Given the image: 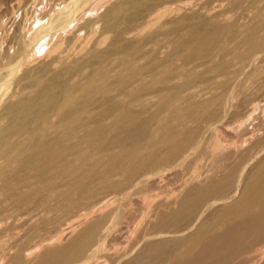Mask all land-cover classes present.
<instances>
[{
  "label": "bare ground",
  "instance_id": "1",
  "mask_svg": "<svg viewBox=\"0 0 264 264\" xmlns=\"http://www.w3.org/2000/svg\"><path fill=\"white\" fill-rule=\"evenodd\" d=\"M4 2L0 107L11 93L0 113V224L23 217L28 243L41 225L58 231L6 264H264V0H215L198 20L162 22L151 33L144 22L141 29L121 24L145 9L154 22L160 5H118L106 22L117 34L110 50H99L104 37L85 61L65 64L64 94L51 100L44 97L59 81L28 98L15 77L39 53L55 66L70 59L67 46L81 44L84 32L94 36L98 21L81 22L102 0H57L45 12L42 0L1 9ZM123 37L136 39L124 48ZM75 73L85 76L72 79ZM25 76L39 84L38 75ZM240 103L232 131L225 118ZM222 128L235 132L226 143ZM191 155L192 164L212 156L214 170L170 190ZM118 239L122 249L108 246Z\"/></svg>",
  "mask_w": 264,
  "mask_h": 264
},
{
  "label": "rangeland",
  "instance_id": "2",
  "mask_svg": "<svg viewBox=\"0 0 264 264\" xmlns=\"http://www.w3.org/2000/svg\"><path fill=\"white\" fill-rule=\"evenodd\" d=\"M5 1H7V0H5ZM11 1V0H10ZM10 1H7L8 3H6V2H4V0H3V4L5 5V6H2V8L1 9H5L6 8V6L8 7H10L11 9H12V7H11V3L12 2H10ZM58 1H60V0H58ZM131 0H102V2H98V4L96 5V7H95V10H93V12H91V14L92 15H90V16H88V17H86L85 18V20H83L81 23H84L83 25H85L86 24V22H90L91 20H97L98 21V23H97V28H96V31H94V36H93V34L92 33H90L87 29H86V31H88L89 33V35H91L93 38H96L95 40H92L93 38L90 36V38H92V39H90L89 38V35L87 34V33H85L84 32V34H86V37H85V35L83 36L84 37V39L82 38V41H81V44H73L72 46L70 45V46H67L68 48V50H70V51H68L67 49V52L70 54V59H67V60H65V61H63V62H60V63H58V64H56V66H55V64L53 63V64H51V62H52V60L51 59H53L51 56H46V54H44L43 53V51L41 50V52L43 53V54H38V58L36 59V60H34L29 66H32V67H29V66H23L22 67V69L18 72V74H17V76L15 77V80H18V79H21V81H22V84L24 85V86H27L26 87V90H25V94H27L28 95V98L30 97V95H31V97L34 95H36L47 83H49V82H52V81H59V87H57L54 91H52L53 93L51 94V93H49L48 95H46V97H44V99H48V100H51V99H56V98H59V97H61V96H63V86H61L60 85V81H62L61 83H65V80H63V78H60L59 76L61 75V73H62V71H60V69H64V65L65 64H71V63H76L77 62V60L78 61H80V62H83V61H85L88 57H89V55H90V52H94L95 50H97V49H95V43L98 41V39H103L104 37L106 38V41L103 43L104 45L102 46H99V50H104V51H109L110 50V48L112 47L111 46V43H112V41H114L115 40V38H117L116 37V35L117 34H115L116 32L115 31H113V30H111L110 29V25H108L109 23H106V22H113V20H110L111 19V17H109V16H111V13L113 12V11H111V10H114V8L117 6L118 7V5H121V4H126V2H127V4L130 2ZM147 2H148V4H149V2L151 3V5H150V8H152L153 6H154V8L153 9H158V5H160L161 6V10H163L164 9V11L162 12V14H163V16H162V14H160L159 16H157V17H160V18H157L156 17V19H154V18H152V20L154 19V20H156V21H151V19L149 20V17L148 16H146V15H148V10L147 9H145V11L147 12V13H145L144 14V12H143V15L141 14L140 16H137V17H135V16H127L124 20H123V25L121 24V30H128V29H132V28H134V26H135V28H137V27H139L138 29H141V26L143 25V23H141V22H144V24L145 25H150V27L147 25V26H145V25H143L142 26V29H144V30H146L145 32H147L148 31V29H149V33H151V32H154V31H156V29L159 27V29H160V26L161 25H163V24H165V23H167V24H169V26H172V25H170V24H175L176 23V21H178V22H180L179 21V19L181 20V21H183V23L185 22V20L186 21H189V20H191V21H194V20H198L200 17H202L204 14H201V13H204L203 11H204V9L205 8H209L210 6H211V4H213V2L215 1H212V0H198V2H197V0H186V2H185V0H180V1H182V2H180L179 0H178V2H177V0H165V3L164 2H162L163 0H161V2H160V0H146ZM159 1V2H158ZM174 1V2H173ZM187 1H188V3H187ZM196 1V2H195ZM211 1H212V3H211ZM51 2L53 3V4H51ZM156 2V4L154 5V3ZM166 2H169L170 3V6L172 5V8L169 6V3H166ZM173 2V3H172ZM210 4H209V3ZM29 3V2H28ZM43 3V4H42ZM55 3H57V0L55 1V0H51V1H49V3L48 2H46V0L44 1V0H42V2H41V4L43 5V9H42V12H45L44 11V9H45V7H46V9L45 10H47L48 8L50 9V7H51V5H52V7H54V5H55ZM59 3V2H58ZM108 3H109V5H108ZM158 3V4H157ZM162 3H164V4H167L166 6L164 5V4H162ZM177 3V4H176ZM180 3V4H179ZM194 3V4H193ZM203 3V4H202ZM2 4V5H3ZM10 4V5H9ZM41 4H40V6H41ZM46 4H47V6H46ZM51 4V5H50ZM126 4V5H127ZM175 4V5H174ZM184 4H187V5H184ZM196 4H197V6L199 7H197L196 6ZM201 4L203 5L202 7H201ZM207 4V5H206ZM26 5H28L29 6V4H26ZM26 5H24V6H22L23 8H25V6ZM49 5V6H48ZM115 5V6H114ZM163 5V6H162ZM183 5V6H182ZM189 5V6H188ZM194 7H193V6ZM205 5L206 6H209V7H205ZM27 6V7H28ZM157 8H156V7ZM174 6V7H173ZM177 6H179V8L177 7ZM185 6H188V8L187 9H189V10H187V9H184V8H186ZM21 7V9H19L20 11H18V13H19V15L21 16L22 15V13H23V8ZM48 7V8H47ZM148 7V6H147ZM169 9H168V8ZM182 9H181V8ZM203 7H204V9H203ZM42 8V7H41ZM110 8V9H109ZM170 8H171V10H170ZM175 8V9H174ZM176 8H178V9H176ZM192 8L194 9V10H196V11H194L193 12V10H192ZM201 8V9H200ZM48 9V10H49ZM152 9V10H153ZM165 9H168L167 11H168V13H167V11L165 10ZM198 9H200L201 11L199 12V10ZM166 11V12H165ZM20 12H22V13H20ZM40 12H41V9H40ZM167 13V16L165 15V13ZM181 13V15H180V13ZM200 13V15L199 14H196V13ZM188 13H190V14H188ZM196 14V15H194V14ZM188 16H187V15ZM165 15V16H164ZM179 15V16H178ZM186 15V17L185 18H183L184 16ZM189 15L191 16V15H193V16H191V17H189ZM20 16H18L17 17V19L20 17ZM142 16H144V17H142ZM146 16V17H145ZM169 16V17H168ZM180 16H182V19L181 18H179ZM195 16H197L198 17V19H197V17L195 18ZM108 17V18H107ZM189 19H188V18ZM193 17V18H192ZM98 18V19H97ZM115 18V17H114ZM129 18V19H128ZM145 18H147L146 20L148 21L149 20V22L150 23H148L146 20H145ZM176 18H178L177 20H174V19H176ZM195 18V19H194ZM90 21H89V20ZM103 19H105V20H103ZM140 19V20H139ZM158 19V20H157ZM160 19H161V21H160ZM100 20V21H99ZM168 20H170V23L169 22H167ZM171 20H173V21H171ZM138 21V22H137ZM163 22V24H161L160 26L158 25V24H160V23H162ZM173 22V23H172ZM103 23V24H102ZM139 23V24H138ZM152 23V24H151ZM102 24V25H101ZM142 24V25H141ZM154 24H155V26H154ZM158 26H157V25ZM173 24V25H174ZM137 25V26H136ZM124 26L126 27V28H124ZM154 26V27H153ZM128 27H130V28H128ZM152 27V28H151ZM102 28V29H101ZM148 28V29H147ZM154 28V29H153ZM105 29V30H104ZM110 29V30H109ZM151 30V31H150ZM152 30H154V31H152ZM158 30V29H157ZM85 31V30H84ZM98 31V32H97ZM101 33V34H100ZM113 33V34H112ZM148 33V32H147ZM67 37H69V35H67ZM87 37H88V39H90V40H88L87 39ZM98 37V38H97ZM86 38V39H85ZM110 38V39H109ZM134 39V40H133ZM135 39L136 38H133V37H123V38H121L120 39V41L118 42V44L120 45V46H122V47H124V48H126V46H130L131 45V43L132 42H134L135 41ZM89 42H88V41ZM92 40V41H91ZM88 43H90V44H88ZM94 41V42H93ZM78 43H80V42H78ZM86 43V44H85ZM129 43V44H128ZM93 45V46H92ZM93 47V48H92ZM74 48H75V50H74ZM78 48V49H77ZM82 48V49H81ZM109 48V49H108ZM72 50V51H71ZM82 50V51H81ZM73 53H74V55H73ZM75 53H77L76 55H78L79 53L81 54H79L78 55V57H76V55H75ZM72 54V55H71ZM84 55V56H83ZM76 57V58H75ZM79 58H80V60H79ZM67 61V62H66ZM65 62V63H64ZM96 62V61H95ZM91 63L88 67L90 68H88V67H86L85 68V73H86V75L90 72V71H92V70H94V69H96L95 67H98V63ZM34 64V65H33ZM47 65V66H46ZM53 65V66H52ZM38 66V67H37ZM59 66V67H58ZM27 68H29V69H27ZM31 68V69H30ZM25 69H27V70H29V71H27V72H25L24 70ZM32 69H34V70H32ZM36 70V71H35ZM32 73H31V72ZM36 73H35V72ZM29 72V73H28ZM49 72V73H48ZM58 72H59V74H58ZM26 73V74H25ZM31 75V76H35V75H38V76H36V78L37 77H39L40 78V81H39V84L38 83H35V85H33L32 83H29L28 84V82H30L29 81V79H28V77H26L25 75ZM47 74V75H46ZM76 74V73H75ZM23 75V78L21 77ZM52 75V76H51ZM79 74H76V75H72L71 76V78L73 79V78H75V76H77L76 77V79L75 80H77V79H80L81 77L83 78L84 76H85V74L84 75H79ZM19 77H21V78H19ZM48 77H49V79H48ZM17 78V79H16ZM27 78L28 79V81H26L25 79ZM22 79H24V81L22 80ZM15 80H14V82H15ZM27 83V84H26ZM64 83H63V85H64ZM41 84V85H40ZM43 86V87H42ZM31 87V88H30ZM62 87V88H61ZM61 88V89H60ZM11 90V89H10ZM9 90V91H10ZM8 91V93L7 94H5V95H7L8 97H9V93H11V92H9ZM31 91V92H30ZM61 91H62V93H61ZM59 92V93H58ZM6 96V100H5V98H3V104L1 105V107H0V113L2 112V107H3V105H5V103L7 102V99H8V97ZM52 96H53V98H52ZM5 97V96H4ZM27 96H25V98H26ZM51 98V99H50ZM240 98H241V95H239V96H237L234 100V102H239L240 101ZM250 99H251V97H249ZM27 99V98H26ZM41 99V100H40ZM40 99H38L39 100V102H40V104H42V102L41 101H43L42 99L43 98H40ZM46 101V100H45ZM45 101H43V102H45ZM247 101L248 102H251L249 99H247ZM246 100H245V103H248ZM257 101V100H256ZM40 104H39V106H40ZM241 104V103H240ZM241 105H243V106H241V107H239V108H237V109H232V111H233V113H230V115H228L227 116V118H225L226 119V121L225 122H228L227 123V126H231V127H233L238 121L237 120H235V118L237 119V118H239V117H241L242 116V110H243V108H244V103H242ZM41 107V106H40ZM38 108L37 107V112H39V110L41 109V108ZM238 116V117H237ZM234 121V122H233ZM231 122V123H230ZM233 125V126H232ZM223 129V128H222ZM231 130L232 131H235V129H234V127L233 128H231ZM219 131H220V138H222L223 139V141L226 143L227 142V140H229L228 138H229V136L230 135H228V134H232L233 132H231L230 131V133H227L224 129L223 130H221V129H219ZM223 131V132H222ZM226 132V133H225ZM212 132L211 131H206L205 133H204V135L206 136V137H210V135L209 134H211ZM221 133H222V135H221ZM223 133H225V135L223 134ZM226 134H227V136H226ZM234 135H235V132L233 133ZM226 138V139H225ZM221 139V140H222ZM236 139V138H235ZM200 149V148H199ZM193 155V154H192ZM191 155V156H192ZM196 154H194V156H195ZM191 156H189L187 159H186V161H185V163L184 164H182V165H180V166H182V168L180 167V170L182 171H179V173H181V177L179 178H177L176 180H175V184H171V185H169L168 186V188L171 190H173L174 192H175V190L177 191L178 189H180L181 187L180 186H183V185H185V181H189L191 178H193V177H195L198 173L200 174L201 172L202 173H205V174H202L201 173V177H204L205 175H206V172L207 173H211L212 172V170H210V169H212L213 168V170H214V167H215V162H214V160H213V158H212V156L210 157V156H206V159L205 158H203L202 160H200L198 163H193L192 164V162H194V160H193V156L191 157ZM206 160V161H205ZM209 160H211V161H209ZM205 163V166L203 165L204 163ZM200 163V164H199ZM189 164V165H188ZM253 164V163H252ZM252 164L250 165V166H252ZM196 165H198V168L201 170V171H199V169L197 170V169H195V168H197V166ZM189 166H191V167H189ZM187 167V168H186ZM185 168V169H184ZM184 169V170H183ZM191 169V170H190ZM208 169V170H207ZM195 170V171H194ZM209 171V172H208ZM211 171V172H210ZM196 172V173H195ZM185 174V175H184ZM196 174V175H195ZM183 175H184V177H183ZM187 175V176H186ZM191 176V177H190ZM193 176V177H192ZM187 178V179H186ZM178 179H179V181H178ZM182 180H183V182H182ZM180 182L182 183V185L180 184ZM185 182V183H184ZM178 184H180V185H178ZM179 187V188H178ZM177 188V189H176ZM169 189L168 190H166V191H169ZM138 196V197H137ZM136 197V203L134 204V208H135V210L136 209H139L140 208V206H141V202H140V197H139V195H136L135 196ZM23 217H19V215L17 214L15 217H13V219L10 221V220H8L7 222H1L2 224H0V264H6L10 259H11V255L14 253V252H16L17 250H19L20 248H22V250L25 252V253H28V251L29 252H31L36 246H38L39 244H41V245H39V246H42V245H44V244H46L48 241H50V240H52L57 234H58V231H53V230H45L46 228H44L42 225L41 226H39L37 229H36V235L32 238V240L31 241H34V242H27L29 239H30V235H32L31 234V232H30V230H29V224H25L24 223V219H22ZM17 222H16V221ZM20 221V222H19ZM10 222V223H9ZM15 224H14V223ZM22 223V224H21ZM24 223V224H23ZM14 224V225H13ZM23 225V226H22ZM10 227V228H9ZM20 227V228H19ZM24 227V228H23ZM25 228H27V229H25ZM26 231H28V233L29 234H27V232ZM17 232V233H16ZM25 232H26V234H25ZM19 233V234H18ZM42 236V237H41ZM54 236V237H53ZM46 237V238H45ZM37 239V240H36ZM50 239V240H49ZM5 240V241H4ZM7 240H9V241H7ZM43 240V241H42ZM2 241H4V242H2ZM120 242H122V239H118V240H113V241H109V245L108 246H110V247H112V249H113V244H114V248L115 247H117V248H120V249H122V247H124L125 245H126V243L123 241L121 244H120ZM4 243V244H3ZM9 243V244H8ZM39 243V244H38ZM119 243V244H118ZM124 243V244H123ZM8 244V245H7ZM38 244V245H37ZM117 244H118V246H117ZM124 246H123V245ZM33 246V249L31 248L32 246ZM121 245V246H120ZM2 247H3V249H2ZM12 247V248H11ZM11 248V249H10ZM17 248V249H16ZM13 249H15L14 251H13ZM6 250H8V251H6ZM12 251V253H11V251ZM8 252H10V253H8ZM1 257H2V259H1ZM7 257H8V259H7Z\"/></svg>",
  "mask_w": 264,
  "mask_h": 264
}]
</instances>
